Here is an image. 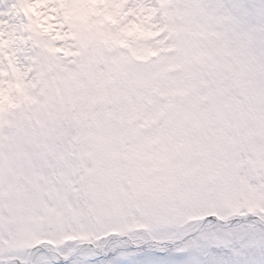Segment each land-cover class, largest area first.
<instances>
[{"label":"snow or ice","instance_id":"6c2138e0","mask_svg":"<svg viewBox=\"0 0 264 264\" xmlns=\"http://www.w3.org/2000/svg\"><path fill=\"white\" fill-rule=\"evenodd\" d=\"M0 5V264H264V0Z\"/></svg>","mask_w":264,"mask_h":264},{"label":"rangeland","instance_id":"374dc122","mask_svg":"<svg viewBox=\"0 0 264 264\" xmlns=\"http://www.w3.org/2000/svg\"><path fill=\"white\" fill-rule=\"evenodd\" d=\"M0 6H3V5H0ZM5 19H7V18L5 17Z\"/></svg>","mask_w":264,"mask_h":264}]
</instances>
